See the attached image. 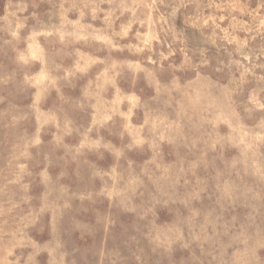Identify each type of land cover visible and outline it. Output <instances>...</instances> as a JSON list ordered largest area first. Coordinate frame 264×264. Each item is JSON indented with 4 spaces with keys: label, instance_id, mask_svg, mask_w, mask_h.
<instances>
[{
    "label": "rangeland",
    "instance_id": "obj_1",
    "mask_svg": "<svg viewBox=\"0 0 264 264\" xmlns=\"http://www.w3.org/2000/svg\"><path fill=\"white\" fill-rule=\"evenodd\" d=\"M0 264H264V0H0Z\"/></svg>",
    "mask_w": 264,
    "mask_h": 264
}]
</instances>
